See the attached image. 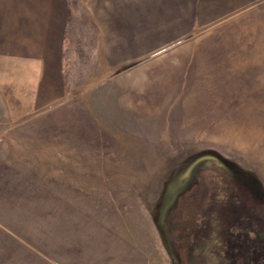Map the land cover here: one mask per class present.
<instances>
[{"label": "rangeland", "instance_id": "1", "mask_svg": "<svg viewBox=\"0 0 264 264\" xmlns=\"http://www.w3.org/2000/svg\"><path fill=\"white\" fill-rule=\"evenodd\" d=\"M187 43H200L205 66L200 130H181L180 118L163 135L127 115L119 123L86 116V71L92 94H112L113 75L152 61L164 71L165 52ZM0 50L44 63V103L17 121L0 109V219L5 207L14 223L27 217L33 243L23 264L71 257L77 264H175L160 213L200 172H244L264 189V0H0ZM73 135L92 140L91 164L14 160L38 150L30 145L55 136L66 143ZM26 138L28 148L20 144ZM42 166L48 186L61 190L52 204L36 188ZM73 167L77 187L90 183L108 195L66 194L62 178ZM21 182L26 186H16ZM236 183L239 193L248 189ZM196 194L180 203L178 221L186 205H197ZM39 250L50 256L38 258ZM20 251L15 244L14 259L0 263L22 264Z\"/></svg>", "mask_w": 264, "mask_h": 264}, {"label": "crops", "instance_id": "2", "mask_svg": "<svg viewBox=\"0 0 264 264\" xmlns=\"http://www.w3.org/2000/svg\"><path fill=\"white\" fill-rule=\"evenodd\" d=\"M178 47L179 49H171L165 52L166 65H164V71L158 69L161 66L157 68V63L152 61L144 63L142 67H133L126 72L113 75L111 87L114 93L112 94L110 92L105 94L101 92L100 95L92 94L91 90L88 89L90 87L88 80L92 75L91 72L87 73L86 71V75H84V88L87 94L84 98L86 116H89V119L94 123L98 122L93 117H97L102 123V116H111L112 118L106 117L109 123L111 120V123H119L123 122L120 117L127 115L131 118H137L135 120L131 119L134 123H144V125L149 123L156 131L162 133L174 131L180 118L179 125L184 126L181 130H200V128L195 127L200 123V69L205 68L204 63L200 62V43H187ZM43 78L44 63L42 60L30 61L27 53H11L0 50V109L3 115L9 120H22L27 118L30 112H33L39 104H43L46 100ZM74 95V102L76 103L78 96L76 93ZM47 97L50 96L47 95ZM154 116L157 118L153 119ZM141 117H144V119H141ZM145 117H147V120ZM20 131H25L23 126H21ZM77 131L83 130L73 128L72 132ZM84 131L87 132V129L85 128ZM28 141L27 138L21 139V146L28 148ZM30 147L38 148V150H35L34 154H31L29 150L23 151L22 155L15 156L14 160L20 159V162L40 165L48 163H68L69 165L72 163L76 166L77 163L84 165L92 163V140L87 141L86 139L82 140V138L77 140L76 135H73L72 139L70 137V140L66 143H61V140L58 141L55 136L52 140H42L36 144V147L33 145H30ZM76 170V167H73L74 172L68 173L65 178L57 174V177L68 181V190H64L66 194L78 195L83 193L84 195H93V192H101L108 195L110 190H106L107 188H93L90 183L84 184V186L81 183V187H77L79 178ZM38 172L36 176L38 180L36 184L37 191L39 189L45 190L43 196L46 197L48 203L52 204V197L60 195L61 190L51 189L48 186L47 180H45L44 166ZM84 177L85 180L90 178L86 172H84ZM71 180L74 183H71ZM16 186L23 188L26 184L21 182ZM71 186L73 189H71ZM46 199L44 203H46ZM85 204H87V201ZM9 209L5 207V217L0 219V260H13L12 254L16 244L21 251L20 257L15 258H20L23 264V261L28 259L30 243H33L30 239L29 221L24 216L21 217L19 224L14 223L11 218L7 217ZM115 211H117L116 215L123 214L119 210ZM42 215L45 217L44 214ZM39 220L42 219L37 216L36 222L40 224ZM36 244L40 245V242L38 241ZM42 254L43 256H50V254L39 250L37 257H42ZM72 258L64 260L55 258L52 260L55 263L63 262V264H73L75 260L76 263L74 264H77L79 259ZM45 260L50 264H54L51 259ZM70 260L72 261L70 262Z\"/></svg>", "mask_w": 264, "mask_h": 264}, {"label": "flooded vegetation", "instance_id": "3", "mask_svg": "<svg viewBox=\"0 0 264 264\" xmlns=\"http://www.w3.org/2000/svg\"><path fill=\"white\" fill-rule=\"evenodd\" d=\"M224 174L200 172L192 186L177 193L178 203L161 210L175 264H264V189L254 187L244 172ZM238 179L248 185L243 194ZM198 192L197 205H186L178 221L180 203Z\"/></svg>", "mask_w": 264, "mask_h": 264}]
</instances>
